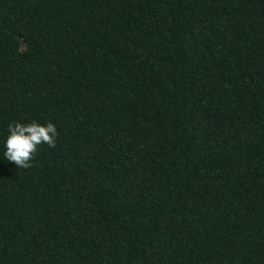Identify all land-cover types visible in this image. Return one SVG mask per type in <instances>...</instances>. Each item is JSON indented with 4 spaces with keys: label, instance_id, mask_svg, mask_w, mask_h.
<instances>
[{
    "label": "trees",
    "instance_id": "16d2710c",
    "mask_svg": "<svg viewBox=\"0 0 264 264\" xmlns=\"http://www.w3.org/2000/svg\"><path fill=\"white\" fill-rule=\"evenodd\" d=\"M0 264H264V0H0Z\"/></svg>",
    "mask_w": 264,
    "mask_h": 264
},
{
    "label": "clouds",
    "instance_id": "9594fccd",
    "mask_svg": "<svg viewBox=\"0 0 264 264\" xmlns=\"http://www.w3.org/2000/svg\"><path fill=\"white\" fill-rule=\"evenodd\" d=\"M8 128L10 134L6 140L4 157L20 169L32 167L39 147L47 144L54 148L59 136L56 126L51 122L42 125L36 121L28 124L13 121Z\"/></svg>",
    "mask_w": 264,
    "mask_h": 264
}]
</instances>
